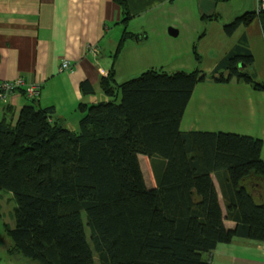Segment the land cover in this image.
Wrapping results in <instances>:
<instances>
[{"label":"trees","instance_id":"trees-1","mask_svg":"<svg viewBox=\"0 0 264 264\" xmlns=\"http://www.w3.org/2000/svg\"><path fill=\"white\" fill-rule=\"evenodd\" d=\"M116 1L128 14L125 1ZM254 17L264 36L256 5L226 24L225 33ZM127 37L133 35L124 32L115 55ZM240 51L237 46L210 78L264 91V81L242 68L252 64L251 53ZM205 77L199 69L151 67L117 83L111 66L99 79L103 99L78 104L74 129L37 98L26 97L16 118L7 108L0 119V191H10L16 203L14 225L3 224L9 253L38 264H212L205 255L218 244L264 243V202L251 189L264 180L262 140L180 129ZM80 89L95 93L86 80ZM139 155L151 160L155 187L146 185ZM225 219L234 225L226 227Z\"/></svg>","mask_w":264,"mask_h":264},{"label":"crops","instance_id":"crops-1","mask_svg":"<svg viewBox=\"0 0 264 264\" xmlns=\"http://www.w3.org/2000/svg\"><path fill=\"white\" fill-rule=\"evenodd\" d=\"M124 1L126 15L116 0H0V83L21 78L25 85L38 84L40 92L35 103L43 107L53 105L55 118L74 129L78 123V104L103 99L99 79L109 73L111 66L115 76L123 71L127 78L157 65H169L172 71L199 69L206 77L195 85L180 129L260 138L264 159V91L234 79L221 83L210 78L217 70L216 75L222 72L220 62L238 46L240 52L249 51L253 57L252 64L242 68L256 80L264 81L261 20L254 17L231 35L224 31V26L236 17L253 11L255 0H214L215 8L208 16L200 8V0ZM169 26L178 31L177 36L185 31L186 42L174 43L177 46L170 53V59H174L171 64L169 60L158 64L156 58L142 54L141 50L150 40L175 38L168 34ZM124 32L133 37L124 38L115 55ZM194 52L200 62L193 59ZM202 58L209 62L205 69L201 67ZM64 61L69 68L61 69ZM84 80L93 86L94 94L82 93L80 83ZM28 103L23 87L7 98L0 97V119L7 108L16 118ZM139 161L146 185L155 187L151 160L139 155ZM146 168L148 176L144 173ZM215 185L225 213L216 180ZM251 189L254 199L263 203L264 180ZM224 223L226 227L234 225L231 220L225 219ZM242 239L218 244L207 258L212 264H264V243Z\"/></svg>","mask_w":264,"mask_h":264},{"label":"rangeland","instance_id":"rangeland-1","mask_svg":"<svg viewBox=\"0 0 264 264\" xmlns=\"http://www.w3.org/2000/svg\"><path fill=\"white\" fill-rule=\"evenodd\" d=\"M173 28L172 26H169L168 28ZM175 29V28H174ZM173 40V41H172ZM175 42L178 43H185L186 42V38H185V31H183L181 33V35L176 36L175 38L170 37V41L167 40H161V39H157L156 41H149L148 43H146L143 47V49L141 50L142 54L145 55H151L154 58H156V63L158 64H162V60L166 61L169 60L168 64H171V61H173L174 59H170V53L171 51H173V46H177L176 44H174ZM189 45V44H188ZM189 49H192V46L189 45L188 46ZM193 59L195 60V54L193 53ZM201 60V67H204V69L209 65V62L206 58H202ZM200 62V61H199ZM159 68L160 66L157 65ZM122 69V68H121ZM164 70L166 71H172L171 66L168 65V67H164ZM194 70V69H193ZM192 71V70H191ZM141 73V72H140ZM140 73L134 75V76H130L129 78L132 77H136L138 76ZM127 76L124 74V72H120L118 73L117 76H115V81L117 83H121L127 79ZM146 160L143 161V167H146ZM145 176L149 175V170H144ZM146 180L148 181V178L146 177ZM150 180V179H149ZM16 203L15 200L13 198V195L10 191L7 190H1L0 191V264H38L37 262L28 259L29 261L26 260H22L21 258H24L23 256H17L16 254H10L9 250L12 249V242L10 237L8 236L7 232L3 229V224L7 223L11 226L14 225V216H13V209L15 207ZM242 240H249L252 242H256L254 240L251 239H242ZM227 245V244H223L222 246ZM234 247L236 246V243L232 244ZM205 257H208V255H205Z\"/></svg>","mask_w":264,"mask_h":264},{"label":"built area","instance_id":"built-area-1","mask_svg":"<svg viewBox=\"0 0 264 264\" xmlns=\"http://www.w3.org/2000/svg\"><path fill=\"white\" fill-rule=\"evenodd\" d=\"M256 10L258 14L264 17V0H255ZM69 68V63L64 61L61 64V69ZM21 87L24 88V95L29 99H36L39 96L40 87L36 83L25 85L23 79L18 78L13 81H3L0 83V97L7 98L9 95L15 93Z\"/></svg>","mask_w":264,"mask_h":264},{"label":"water","instance_id":"water-1","mask_svg":"<svg viewBox=\"0 0 264 264\" xmlns=\"http://www.w3.org/2000/svg\"><path fill=\"white\" fill-rule=\"evenodd\" d=\"M215 5L214 0H200L199 2V6L205 15H208V13L215 8ZM168 34L171 36H177L178 31L170 27L168 28Z\"/></svg>","mask_w":264,"mask_h":264}]
</instances>
